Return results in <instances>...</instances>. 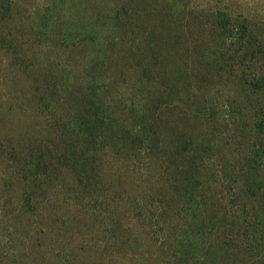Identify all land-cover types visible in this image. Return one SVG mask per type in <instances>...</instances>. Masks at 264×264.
I'll return each instance as SVG.
<instances>
[{
  "label": "rangeland",
  "instance_id": "374dc122",
  "mask_svg": "<svg viewBox=\"0 0 264 264\" xmlns=\"http://www.w3.org/2000/svg\"><path fill=\"white\" fill-rule=\"evenodd\" d=\"M10 2L14 20L0 24V264H264V232L245 223L251 202L234 178L251 167L259 104H233L242 76L264 70V0ZM218 15L247 21L252 53L221 36ZM40 19L50 31L35 40ZM91 20L99 30L85 33ZM101 98L113 130L87 146L77 115L84 122ZM160 110L162 152L149 166L141 132ZM176 167L184 178L193 169L196 201L184 192L191 176L170 182Z\"/></svg>",
  "mask_w": 264,
  "mask_h": 264
},
{
  "label": "trees",
  "instance_id": "16d2710c",
  "mask_svg": "<svg viewBox=\"0 0 264 264\" xmlns=\"http://www.w3.org/2000/svg\"><path fill=\"white\" fill-rule=\"evenodd\" d=\"M10 6H11L10 0H1L0 1V24H1V22L4 23V21H6V24H7V22L10 23L12 20H14L13 15L9 13L10 12L9 11ZM51 10H55V9L54 8L53 9H47L45 12H48ZM57 11H59V12L53 16H51L52 15V13H51V15H48V14L43 15V16L40 15V17H34V18H45L46 16H51V18L55 17L56 19H59L60 18L59 15L61 16L63 13L60 10H57ZM45 12L42 14H45ZM83 21H84V19H82V17H81L79 19V22L83 23ZM215 23L217 25L216 29L218 30V32L221 34V36L223 38L230 39L229 40L230 43L238 45V48L240 47L241 50L246 49L247 53L244 52V54L252 53V50L250 47H252L254 45V41L256 38L253 37L254 34H252V31L248 29L247 21L239 23L240 25L239 24L234 25L233 23H231V21L229 19H227V18L225 19L222 15H218ZM32 25L35 28L34 33H33V38L35 40H38L37 38H41L47 32L50 31L49 27L45 24L44 20L40 19V22H39V20H37V23H33ZM85 26H86V28H84L85 33L86 32L89 33L87 30L90 31L91 29H95L97 32L99 30L97 27V24L92 23V20L90 22H88ZM47 27H48V29H47ZM65 39L66 40L70 39V35H68L67 38H65ZM65 39L62 38V40L59 42L65 46L73 45L75 43V42L67 43L65 41ZM72 39L75 40L73 37H72ZM250 62H251V60H249L247 62V64ZM233 68H234L233 66L230 67V72L232 71ZM242 82H243V85L245 87L242 91L243 92L242 96H237L234 99L233 104H238V103H242V104L248 103L249 104L251 102L254 103V105L259 104V106H257V111H258L257 118L253 122L254 125H253V123H251V125H249L253 128V131L256 133V136L258 138L254 143H252V147H253L252 156L249 157V159L247 158V163H248V165H251V167H249V169L247 171L240 173L239 176H236L234 178H236V180H235L236 185H238V183L242 182V180H243V183H241V189H240L241 195L242 196L246 195L245 197L250 199V202H251L249 211L252 213L253 218L252 219H250L248 217L245 218L244 219L245 223L252 226L249 229H252L256 232H258V231L264 232V226L259 227L260 225H262L264 223V70H262L259 74L258 73L254 74L252 76V78H249V79L246 78L245 76H242ZM80 87H82V86L78 85V87H74V89H71V90L82 91ZM83 95L92 97L94 95V93H92V95L90 93L85 95L83 92ZM238 99H240V100L237 101ZM100 101L102 103H100L99 106H95V107H97L95 109V111L92 112L91 114H89V116L85 119L84 122H86V123H84L82 121L83 119H81L82 118L81 115H77V118L80 120L79 121L80 124H84V130L82 131V136H83L82 138H83V143H85V145H87V146L91 145V144H93V146H95L96 144H101L103 142L102 141V137H103L102 132L106 131V127L109 126V128H112V130H113L114 115L112 113V109L110 112V108H108L110 102H107L106 99L104 100V98H101ZM126 108H128V107H126ZM236 111H239V110H236ZM244 111L245 110L242 109L241 111L238 112V121H240L239 126L240 127L243 126L241 128L246 127L245 126L246 120H244V118H246V117H245ZM255 115H256V113H255ZM159 121L160 122L162 121V124H163L164 120L162 119V110L155 113V115H153V117L150 119V123L153 124V126L150 128V131L143 130L141 132L142 128L144 129V127H145V125L141 123L142 125L136 124V126L131 128V130L129 132V134L134 139L139 138L138 135L140 134V132L142 134H144L145 137L141 136V138L143 140L140 139L141 140L140 144L142 143V148L140 150L145 155H147V154L150 155V157L147 158V164L149 166L151 163V158H153L152 155H154V153H156V152H159V153L162 152L161 147L159 146V140L161 138V126H160L161 123L158 125ZM74 122L75 121H73V123H72V130L74 132L79 133V131H77L76 123H74ZM168 124H169V122H167L166 125H168ZM113 133L115 134V132H113ZM92 134L99 135V137L97 136L98 138H96V140H91L90 142H87V141H89L90 137L93 136ZM117 134H118V132L116 133V135ZM152 136H153V138H152ZM136 144H137V142L133 140L132 144H131V151L132 152L136 151V149L134 148V147H136ZM69 148H70L69 150H71V152H67L68 155L70 154L72 156H75V155H78V153L80 152V147L78 145L77 146L75 145L74 147H69ZM88 148H89V153H90L92 151V147H88ZM87 150H85V151H87ZM185 152H188V149H186ZM42 157H44V155L42 154V152H39L38 158L42 159ZM37 163H39L38 160H37ZM200 163L202 164V162H200ZM200 163H198V164H200ZM162 164H163V162H162ZM162 164H161V166H162ZM170 166H171V163H168V162L167 163L165 162V165H163V167H166L167 169H170ZM201 167L202 166L199 165L196 168V165H195L193 167L194 171H193V169H190L189 172L187 171V176H191L190 174L194 173L195 170H198ZM26 170H28V168H26ZM36 170H37V172H32L29 170L27 172V175H25V174H23V175L28 178V176H34L35 177V176H38L39 174H41L38 169H36ZM173 171H174L173 177L170 178L171 183L176 182L177 184H179L182 182V180H184V182L186 181L187 176H185V178H184L183 172L180 171V168L176 167ZM97 175H98V177H100L99 173ZM184 175H185V173H184ZM195 177L191 176L190 180H189L190 182L187 180L185 182L186 185L184 187V192H186V194L188 195L189 198H192V201H196L198 198V197H195V195H194V190L198 187V185L196 183H193L195 180ZM111 180H113V178H110L109 181L111 182ZM44 181H45V178L41 180L40 184H42ZM35 182L37 183V181H35ZM184 182H182V183H184ZM72 187L76 193L77 187H75V186H72ZM241 195L239 196L240 198H241ZM67 197H66V199H67ZM28 199H29V197L26 198V200H28ZM66 199L63 200L64 204L68 203V201H67L68 199L67 200ZM29 201L30 200H28V201L23 200L25 205H27L29 203ZM50 202L53 203V198ZM155 204L156 203L151 204L149 206L154 207ZM242 208L244 210H246L244 213L246 215L247 210H248L247 207L244 205ZM189 239L190 238H186V237H184V239H182V241L180 243L182 250H183V248H187V251H188L189 248L192 247V245L189 242ZM263 239H264V233H263ZM190 250H191V248H190ZM183 253H185V252L181 251V255H183Z\"/></svg>",
  "mask_w": 264,
  "mask_h": 264
}]
</instances>
